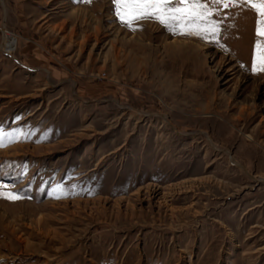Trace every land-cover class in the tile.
<instances>
[{"label":"rangeland","instance_id":"obj_1","mask_svg":"<svg viewBox=\"0 0 264 264\" xmlns=\"http://www.w3.org/2000/svg\"><path fill=\"white\" fill-rule=\"evenodd\" d=\"M216 18L220 44L130 30L112 0H0V128L17 134L0 264H264L257 16Z\"/></svg>","mask_w":264,"mask_h":264},{"label":"snow or ice","instance_id":"obj_2","mask_svg":"<svg viewBox=\"0 0 264 264\" xmlns=\"http://www.w3.org/2000/svg\"><path fill=\"white\" fill-rule=\"evenodd\" d=\"M112 3L115 16L130 30H136L141 21L150 20L172 34L192 36L215 44H220L222 33L221 20L216 17L221 16L222 10L244 6L257 16V40L251 71L264 73V0H112ZM16 137L15 132H5L0 128V146ZM6 198L19 197L15 193H7Z\"/></svg>","mask_w":264,"mask_h":264}]
</instances>
